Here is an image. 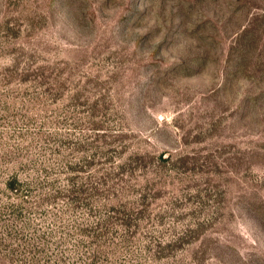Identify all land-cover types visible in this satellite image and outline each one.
Instances as JSON below:
<instances>
[{
	"label": "rangeland",
	"instance_id": "1",
	"mask_svg": "<svg viewBox=\"0 0 264 264\" xmlns=\"http://www.w3.org/2000/svg\"><path fill=\"white\" fill-rule=\"evenodd\" d=\"M0 264H264V0H0Z\"/></svg>",
	"mask_w": 264,
	"mask_h": 264
},
{
	"label": "trees",
	"instance_id": "2",
	"mask_svg": "<svg viewBox=\"0 0 264 264\" xmlns=\"http://www.w3.org/2000/svg\"><path fill=\"white\" fill-rule=\"evenodd\" d=\"M14 183H15V182H13V181H12V182H10V183H9L10 187H11V186H13V187H14Z\"/></svg>",
	"mask_w": 264,
	"mask_h": 264
}]
</instances>
